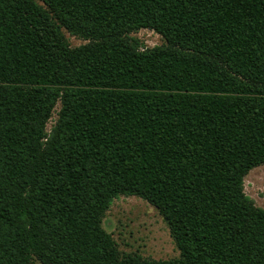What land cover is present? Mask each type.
Masks as SVG:
<instances>
[{
  "label": "trees",
  "instance_id": "1",
  "mask_svg": "<svg viewBox=\"0 0 264 264\" xmlns=\"http://www.w3.org/2000/svg\"><path fill=\"white\" fill-rule=\"evenodd\" d=\"M263 164L264 0H0V264H264ZM119 196L177 257L118 249Z\"/></svg>",
  "mask_w": 264,
  "mask_h": 264
},
{
  "label": "rangeland",
  "instance_id": "2",
  "mask_svg": "<svg viewBox=\"0 0 264 264\" xmlns=\"http://www.w3.org/2000/svg\"><path fill=\"white\" fill-rule=\"evenodd\" d=\"M71 46L83 40L65 33ZM132 36L144 48L164 43L163 38L151 29H140ZM57 118L56 113L47 124L49 128ZM244 192L264 209V164L251 169L243 180ZM102 225L111 233L118 249L124 253H138L142 257L163 260L177 257L179 252L162 217L152 205L136 196H119L107 210Z\"/></svg>",
  "mask_w": 264,
  "mask_h": 264
}]
</instances>
